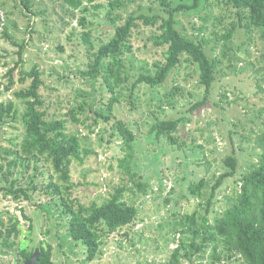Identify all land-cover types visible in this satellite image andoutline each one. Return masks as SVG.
Segmentation results:
<instances>
[{"label":"trees","instance_id":"obj_1","mask_svg":"<svg viewBox=\"0 0 264 264\" xmlns=\"http://www.w3.org/2000/svg\"><path fill=\"white\" fill-rule=\"evenodd\" d=\"M0 1V13L3 14V18L0 16V36L18 49L15 52L18 61L3 76L8 82H0V97L10 92L12 96L0 104V134L5 126L16 131L19 129L17 126L21 129V135L15 138L17 143L0 153V160L4 162L0 165V196L11 197L19 204L36 205L38 210H43L42 205L52 207L62 221L66 220L67 237L85 247L82 264H90L100 254L103 238L132 224L138 215L137 207L123 199L127 191L125 186L115 188L111 197L102 204L85 206L72 197L75 187L71 181L72 166L93 154L88 146L91 136L96 135L102 143L118 142L115 147L123 154L118 159L119 167L129 175L134 189L146 196L148 185L132 171L136 134L125 121L115 117V107L124 100L131 109L138 110L142 104L137 93L142 87L146 88L148 98L145 107L156 115L150 132L172 148L186 145L179 137L180 127L187 126L195 113L210 103L219 109L223 119L228 112L225 106L229 102L228 90L217 92L218 100L211 102L213 85L222 74V62H230V44L237 31L244 32L247 45L256 31L264 39V0H148L147 5L143 0H46V5L55 8V3L72 22L77 21L81 29L76 32V28H72L67 38L80 56L75 75L93 87L99 84V89L106 95L101 96L98 106L88 103L91 98L85 95L83 101L75 106L70 102L67 112L60 115L50 113L43 99L41 89L44 82L40 69L32 66L29 71L24 70L26 37L20 44L12 40L8 32L10 25L16 26L11 22L14 12L7 9L6 0ZM13 1L15 9L29 21L25 35L30 38L37 32L34 20L42 19L49 10L42 7L39 0ZM220 5L232 9L230 16L234 18L216 37V41L223 42L219 57H211L207 53L209 41L203 34L211 20L216 21L214 28L224 26L223 18L215 15V9ZM133 6L135 8L131 9ZM179 16L191 18L189 26L193 32H188ZM101 25L109 26L112 32L104 40L102 37L106 32L95 27ZM140 27L156 31L144 39L145 48L151 45L150 52L161 51V60H155L151 69L146 63L134 66L132 39ZM94 32L98 36H94ZM59 49L62 51V46ZM75 57L69 56L68 59L75 63ZM183 65L193 69L203 95L189 108L179 112L177 100L183 96V89L173 84ZM16 70L17 80L14 78ZM133 77L136 78L131 81ZM253 79L258 86L264 82V73L255 75ZM16 83L19 87L13 90ZM168 83L172 85L166 88ZM159 89L164 91L162 96ZM188 95L193 97L192 93ZM237 100L235 98L233 103ZM15 101L21 104L22 111ZM156 111L161 114H155ZM168 111L170 113L167 114ZM172 111L176 114H171ZM236 113L234 117L238 115L244 119L243 122L238 121V129H245L253 136L250 140L241 138L240 142L253 144L254 152L249 156L256 157V161L245 164L246 170L239 172V157L232 147L231 154L222 159L220 174L211 182L200 179L189 186V193L197 202L176 222V226L182 228V234L187 233L189 239L180 238L171 252L169 264H182L183 261L192 264L203 260L209 248L213 249L211 264L221 261L264 264V106ZM81 130L86 131L84 136ZM208 139L209 142L214 141L212 132H209ZM237 149L243 152L241 147ZM39 163H43V168ZM32 165L34 173L38 174L48 168L50 174L47 179L38 181L37 174H27ZM16 168L20 169L19 178L14 173ZM226 184L234 186L232 194L219 200L218 194ZM17 208L23 218L30 220L28 232L22 239L18 217L9 212L0 213V253L8 254L16 248L17 263L24 264L39 248L40 257L36 264H55L52 246H43L44 240L38 238L34 247L28 245L33 241L34 224L23 207ZM4 215L8 216V221Z\"/></svg>","mask_w":264,"mask_h":264},{"label":"rangeland","instance_id":"obj_2","mask_svg":"<svg viewBox=\"0 0 264 264\" xmlns=\"http://www.w3.org/2000/svg\"><path fill=\"white\" fill-rule=\"evenodd\" d=\"M6 1L7 9L14 12L11 22L16 24V26L10 25L8 33L18 44L26 37L28 45L24 53V70L29 71L32 66L40 69L44 82L41 94L49 112L57 115L65 114L70 102L75 106L83 101L85 95L91 98L88 103H95L98 106L102 101L101 96H106L99 89V84L93 87L75 75L80 56L67 38L72 28H76V32L81 30L77 21L72 22L55 3L53 4L55 8H52L46 5L48 4L46 0H39L41 6L49 10V14L42 19L34 20L37 32L31 34L29 38L25 35L28 19L15 9L13 0ZM97 2H105V0ZM143 3L147 5L148 0H143ZM231 11L232 9H225L222 5L216 8L215 15L220 19L223 18L224 26L218 25L214 28L216 21L211 20L208 30L203 34L209 41L207 53L211 57H219L223 49V42L216 41V37L224 32L225 26L234 18L230 16ZM179 18L188 32H193L189 26L191 18L187 16H179ZM95 27L99 31L106 32L103 33L105 36L102 37L103 40L112 35L111 28L107 25ZM153 33H156L154 29L145 27L135 31L132 39L134 66L146 63L151 69V64L155 60H161V51L150 52L151 45L144 47V39ZM94 36H98V33L94 32ZM246 41L247 37L242 30L235 33L230 44L232 46L229 54L230 62L228 60L222 62V74H219V81L213 85L211 102L218 100L217 92L228 90L229 102L225 104L227 114L221 119L219 109L213 107L211 103L195 113L187 126L180 127L179 137L181 141L186 142V145L172 148L165 140L158 139L150 132L156 122V115L148 112L145 107V100L148 98L146 88L142 87L137 93L142 104L138 110L131 109L129 103L124 100L115 107L113 112L115 117L125 121L136 134L132 171L148 185L149 193L146 196L134 189L133 183L129 181V175L119 167L118 159L123 154L115 147L118 146V142L102 143L96 135L91 136L88 146L93 154L85 158L81 155L84 158L83 162H75L72 166L71 181L75 185L72 189V197L85 206L92 203L102 204L111 197L115 188L125 186L127 191L124 192L123 199L137 207L138 215L132 224L103 238L100 254L90 264H169L171 252L176 248L180 238L189 239L187 233L182 234V228L176 226L179 216L197 202L189 193V186L200 179L211 182L214 176L220 174L223 170L222 159L231 154L232 147L236 149L239 157V172L246 170L245 164L256 161V157L249 156V153L254 152L253 144L240 142L241 138L250 140L253 136L244 131L245 129H238V121L243 122V117L238 115L234 117L237 111L244 109L252 111L264 106V82H260L257 86L253 79L255 75L264 73V39L261 38V33L256 31L248 45ZM59 46H62V51ZM17 50L10 41L0 36V82L5 84L8 82L3 76L18 61L15 53ZM75 55L77 61L72 63L68 58ZM192 70L191 67L183 65L178 70L179 74L175 75L176 82L173 86L183 89V96L177 100L179 112L189 108V105L200 100L203 95V89L198 85V77ZM14 78L18 79L17 70ZM135 78L133 77L131 81ZM171 85L172 83H168L166 88ZM18 87L16 83L13 90ZM162 90H158L161 96L164 94ZM188 93H192L193 97ZM235 98L238 100L233 103ZM10 99H12L11 92L4 94L0 97V104ZM15 104L22 111L21 104L18 101H15ZM159 113L156 111L155 114ZM171 114L176 112L172 111ZM17 127L19 128L17 131L3 127V133L0 134V153L17 143L15 138L21 135V129ZM82 132L84 136L86 131ZM209 132H212L214 141H208ZM193 138L195 141L192 140ZM239 147L243 149L242 153L237 149ZM1 164L4 162L0 160ZM39 166L43 168V163H39ZM19 171V168L14 169L17 178L20 177ZM33 173L32 165L27 174ZM34 174H37L38 181H44L50 171L44 168L40 174ZM23 176L24 174L21 178ZM233 188L232 184L224 185L218 194V199L222 200L225 195L232 194ZM17 206L23 207L34 224V233L31 236L33 241L28 243L30 247H34L36 240L40 238L44 240L43 246L46 247L47 244L52 246L55 264H82L85 259V247L80 242H73L67 237L66 220L62 221L52 207L42 205L43 210H38L36 205L19 204L12 201L11 197L0 196V213L9 212L18 217L23 231L20 236L22 239L28 232L30 220L22 217ZM4 218L8 221L7 215H4ZM48 230L50 232L47 235L45 233ZM212 251L213 249L209 248L203 260H197L192 264H211ZM0 264H18L16 248L8 254L0 253ZM182 264L191 263L183 261ZM214 264L235 263L221 261Z\"/></svg>","mask_w":264,"mask_h":264},{"label":"water","instance_id":"obj_3","mask_svg":"<svg viewBox=\"0 0 264 264\" xmlns=\"http://www.w3.org/2000/svg\"><path fill=\"white\" fill-rule=\"evenodd\" d=\"M39 257H40V250L39 248H36L32 256L27 261H25L24 264H36V262L39 261Z\"/></svg>","mask_w":264,"mask_h":264},{"label":"built area","instance_id":"obj_4","mask_svg":"<svg viewBox=\"0 0 264 264\" xmlns=\"http://www.w3.org/2000/svg\"><path fill=\"white\" fill-rule=\"evenodd\" d=\"M0 3H1V1H0ZM0 16L3 18V14H2V12L0 13Z\"/></svg>","mask_w":264,"mask_h":264}]
</instances>
